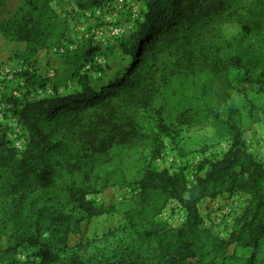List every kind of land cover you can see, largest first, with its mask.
I'll return each instance as SVG.
<instances>
[{"label":"rangeland","instance_id":"1","mask_svg":"<svg viewBox=\"0 0 264 264\" xmlns=\"http://www.w3.org/2000/svg\"><path fill=\"white\" fill-rule=\"evenodd\" d=\"M30 1L35 0H0V26L34 16ZM93 1L101 2L100 6H93ZM113 1L52 0L41 25L49 31V39L63 37L34 52L12 33L5 36L0 31V139L16 153L12 165L0 167V247L18 243L16 259L20 263L38 264L39 247L48 235L43 231L39 244H29L37 241L31 226L37 215L34 207L41 208L48 197L60 196L66 187L45 188L23 175L18 163L27 133L14 113L27 102L74 94L80 90L79 77H86L94 88L120 77L129 61L123 48L129 46L142 21L143 0H133L136 16L130 10H119L116 16L114 10H102ZM225 2L224 13L195 29L187 42L181 40L180 46L158 57L151 71L154 82L149 107L142 110L123 104L120 112L134 120L139 135L128 146L110 151V162L101 168L106 189L87 196L95 205L114 206V212L82 222L79 233L70 235L69 246L81 243L78 255L84 260L111 256L113 247L124 239V213L137 204L138 191L132 183L145 170L160 169L157 158L161 153L182 159L188 173H195L203 160H219L232 137L239 134L242 146L264 168V77L258 82L264 74V0ZM83 4L89 8L80 10ZM115 26L124 30L122 35L110 36ZM92 29L104 34L95 37L90 34ZM235 57L240 66L231 68L228 60ZM14 93L17 97L11 103ZM157 148L160 151L153 159ZM247 199L236 193L201 200L197 209L202 223L226 241ZM71 209L69 205L65 213ZM72 214L82 215L79 211ZM185 215L179 203L169 201L155 222L177 229ZM227 252L229 264H264V239L256 249L230 246Z\"/></svg>","mask_w":264,"mask_h":264},{"label":"trees","instance_id":"2","mask_svg":"<svg viewBox=\"0 0 264 264\" xmlns=\"http://www.w3.org/2000/svg\"><path fill=\"white\" fill-rule=\"evenodd\" d=\"M51 1H30L34 16L2 24L0 31L5 36L12 33L33 52L58 43L63 35L49 39V31L41 25ZM100 4L92 2L93 6ZM88 8L87 4L79 6L80 10ZM225 10V0H143L142 21L129 46L123 48L129 61L120 77L97 88L86 77H79L80 90L74 94L27 102L14 113L27 133L18 163L23 175L45 188L66 187L65 194L48 197L41 208L33 209L37 215L31 226L37 241L29 244H39L41 233H48L39 247L38 264H229L230 246L256 249L264 239V168L245 150L236 134L219 160L199 164L190 189L182 172L169 175L145 170L132 183L138 191L137 204L125 211L124 239L113 247L111 256L94 255L84 260L78 255L81 243L69 246L70 235L79 233L82 222L114 212V206L95 205L87 196L99 195L106 189L101 182V168L110 162V151L138 138L134 120L120 112L123 104L148 108L154 82L151 71L158 57L180 46L181 40L187 42L195 29L208 25ZM228 64L238 68L240 61L230 58ZM263 77L264 74L258 77V82ZM12 100L15 103L16 96ZM6 145L0 139L2 168L12 165L16 158L15 151ZM159 151L157 148L153 159ZM236 193L248 199L233 220L228 239L222 241L203 227L197 204L203 199ZM169 201L179 203L186 213L184 223L177 229L155 222ZM37 202L34 200L33 206ZM69 205L72 212L82 215L65 213ZM19 247L18 243L0 247V264H34L16 259Z\"/></svg>","mask_w":264,"mask_h":264},{"label":"built area","instance_id":"3","mask_svg":"<svg viewBox=\"0 0 264 264\" xmlns=\"http://www.w3.org/2000/svg\"><path fill=\"white\" fill-rule=\"evenodd\" d=\"M102 10L108 11V10H114V16L117 15L118 12L124 11V10H130L131 12L133 11L134 13L133 16H136V9L134 5L133 0H114L113 2L107 3L103 6ZM100 11L97 12L99 14ZM124 30L121 27L115 26L114 28L110 29V36L116 37L122 35ZM90 34L95 36V37H100L104 34V31L101 29H92L90 31ZM62 52V49L59 50ZM13 96L17 97V93H14ZM195 164H197V160L194 161ZM157 164L160 169H155L156 171L162 172L165 171L169 175H174L177 173H183L186 181V187L187 189H190L193 187L195 184V179H196V171L195 173H188V167L186 162L182 159L176 158L173 159V157L169 156L168 154L161 153V155L157 158ZM203 227L206 229V225L203 223Z\"/></svg>","mask_w":264,"mask_h":264}]
</instances>
